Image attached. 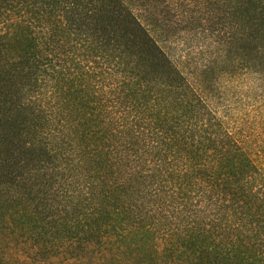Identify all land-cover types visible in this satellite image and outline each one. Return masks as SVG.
Instances as JSON below:
<instances>
[{"label":"trees","instance_id":"16d2710c","mask_svg":"<svg viewBox=\"0 0 264 264\" xmlns=\"http://www.w3.org/2000/svg\"><path fill=\"white\" fill-rule=\"evenodd\" d=\"M0 9V264H264V0Z\"/></svg>","mask_w":264,"mask_h":264},{"label":"rangeland","instance_id":"374dc122","mask_svg":"<svg viewBox=\"0 0 264 264\" xmlns=\"http://www.w3.org/2000/svg\"><path fill=\"white\" fill-rule=\"evenodd\" d=\"M157 4H158V2H157ZM203 5H204V3H202L199 7H200V13L201 14H203L204 13V11H205V9L203 8ZM160 6L161 5H156L155 7L156 8H158V9H160ZM213 7H214V4H213ZM1 10V9H0ZM169 12L171 13L172 11L171 10H169ZM8 13H11V12H8ZM164 13V12H163ZM4 14V13H3ZM3 14L0 16V21H5V17H3ZM166 16H169L171 19L168 21L169 22V25H170V28L172 29V26H174V23H175V20H173V16H171L170 14H168V13H166ZM0 22V26H2V24L3 23H5V22ZM179 26H183V23H181ZM185 27H187V26H185ZM182 28H184V27H182ZM181 28V29H182ZM200 30H202V28H200L199 27V30L198 31H200ZM182 32V31H181ZM196 40H190V41H187L186 43H184L183 44V47L184 48H186V47H188V46H190L191 45V43H193V42H195ZM6 259H7V257H6ZM8 260V259H7ZM17 261V259H12V261H9V262H11V264H18V262H16ZM73 264H74V262H73Z\"/></svg>","mask_w":264,"mask_h":264}]
</instances>
